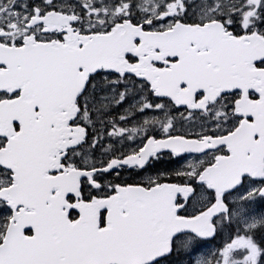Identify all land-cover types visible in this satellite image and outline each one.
<instances>
[{
    "label": "snow or ice",
    "instance_id": "6c2138e0",
    "mask_svg": "<svg viewBox=\"0 0 264 264\" xmlns=\"http://www.w3.org/2000/svg\"><path fill=\"white\" fill-rule=\"evenodd\" d=\"M0 264H264V0H0Z\"/></svg>",
    "mask_w": 264,
    "mask_h": 264
}]
</instances>
